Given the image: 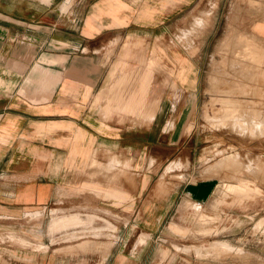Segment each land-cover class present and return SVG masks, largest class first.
<instances>
[{
	"label": "crops",
	"instance_id": "crops-1",
	"mask_svg": "<svg viewBox=\"0 0 264 264\" xmlns=\"http://www.w3.org/2000/svg\"><path fill=\"white\" fill-rule=\"evenodd\" d=\"M202 1L0 0L2 242L88 240L90 227L105 228V214L119 231L135 227L137 213L147 221L161 212L163 220L174 201L154 208L153 167L178 154L200 87L199 59L164 38ZM250 31L264 37L263 16ZM180 187L179 198L199 204L214 188L208 180ZM57 204L66 206L51 210L44 232L8 231ZM197 209L196 220L207 223ZM256 241L248 251L264 264Z\"/></svg>",
	"mask_w": 264,
	"mask_h": 264
},
{
	"label": "rangeland",
	"instance_id": "rangeland-1",
	"mask_svg": "<svg viewBox=\"0 0 264 264\" xmlns=\"http://www.w3.org/2000/svg\"><path fill=\"white\" fill-rule=\"evenodd\" d=\"M259 15L264 0H203L182 29L164 38L199 59L200 87L197 116L188 121L178 154L153 167V198L160 204L154 208L174 201L162 221L161 212L147 221L137 213L135 227L119 231L105 214L99 218L105 228L90 227L88 240L60 234L40 247L0 240V264H114L118 255L121 264H257L248 248L257 240L264 250V37L250 31ZM205 180L214 187L205 204L178 197L181 184ZM64 205L7 229L44 232L51 210ZM194 208L207 223L196 220Z\"/></svg>",
	"mask_w": 264,
	"mask_h": 264
},
{
	"label": "bare ground",
	"instance_id": "bare-ground-1",
	"mask_svg": "<svg viewBox=\"0 0 264 264\" xmlns=\"http://www.w3.org/2000/svg\"><path fill=\"white\" fill-rule=\"evenodd\" d=\"M232 17V16H231ZM233 53V52H232ZM235 67V66H234ZM251 81V80H250ZM230 106V105H229ZM251 114V113H250ZM259 116V115H258ZM261 116V115H260ZM255 118V117H254ZM248 119V118H247ZM240 122V121H239ZM246 127V126H245ZM247 128V127H246ZM251 128V127H250ZM243 129V128H242ZM65 222V221H64ZM61 223H63V222H61ZM59 225V224H58ZM58 225H57V227H58ZM62 225H65V224H62ZM62 225H61V227H62ZM63 228H65V227H63ZM57 229V228H56ZM59 230H60V227L58 228Z\"/></svg>",
	"mask_w": 264,
	"mask_h": 264
}]
</instances>
